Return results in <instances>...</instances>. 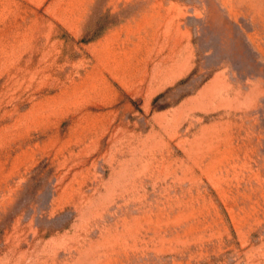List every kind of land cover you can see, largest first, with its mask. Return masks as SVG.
Returning <instances> with one entry per match:
<instances>
[{"label": "rangeland", "instance_id": "obj_1", "mask_svg": "<svg viewBox=\"0 0 264 264\" xmlns=\"http://www.w3.org/2000/svg\"><path fill=\"white\" fill-rule=\"evenodd\" d=\"M0 264H264V0H0Z\"/></svg>", "mask_w": 264, "mask_h": 264}]
</instances>
